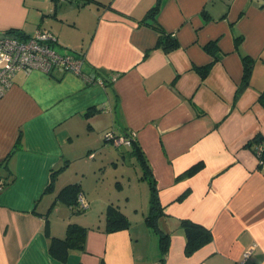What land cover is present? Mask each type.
Listing matches in <instances>:
<instances>
[{
	"label": "crops",
	"instance_id": "1",
	"mask_svg": "<svg viewBox=\"0 0 264 264\" xmlns=\"http://www.w3.org/2000/svg\"><path fill=\"white\" fill-rule=\"evenodd\" d=\"M96 1L0 0V33L44 29L58 52L84 56L83 75L20 70L0 97V264H158L160 230L163 264H264V150L250 144L264 137V0H162L155 18L179 43L168 52L139 22L156 0ZM211 40L202 79L194 67L213 59ZM242 54L254 64L234 99ZM109 131L135 132V143L115 144ZM110 206L127 226L106 229ZM182 219L211 232L190 254ZM70 223L86 228L84 249L59 261L50 239Z\"/></svg>",
	"mask_w": 264,
	"mask_h": 264
},
{
	"label": "trees",
	"instance_id": "2",
	"mask_svg": "<svg viewBox=\"0 0 264 264\" xmlns=\"http://www.w3.org/2000/svg\"><path fill=\"white\" fill-rule=\"evenodd\" d=\"M56 2L57 0H52ZM65 1V0H62ZM90 1L97 2L96 0H83V3L86 4ZM162 0H156L155 4L149 8L143 17L139 22L142 24H146L149 27L153 28L158 33V38L156 42V46L161 47L164 51L168 52L171 51L179 46L178 40L176 36L171 32H166L161 25L157 22L155 16L159 10L160 4ZM8 34L11 35H17L24 37V34L19 32L15 29H10L8 31H5ZM242 41V36L235 37L234 44L236 48L240 45V42ZM204 50L208 53H210L213 56V59L208 62L207 64L203 66H196L194 67L200 77L203 79L208 74L212 64L215 61L214 54L218 50L217 41L211 40L207 42L203 46ZM241 62H242V77L239 85L236 88L234 99H237L239 95L242 93V91L248 86L250 74L252 71V67L254 64V60L251 56L247 54L241 55ZM258 101L264 107V90H262L259 93ZM128 134V133H127ZM264 137H262L260 134L255 135L251 140L250 144H257L254 148V151L257 153V148L259 146L264 147ZM135 140L132 141L131 145H133ZM16 146V145H15ZM260 157V155H259ZM203 166L202 162H197L187 169H185L183 172H181L177 178L185 177L192 175L199 171ZM0 179L3 180V184L6 185V177H1ZM150 183L152 184V194H151V207L150 212L146 216V220L148 224L154 225V219L157 217L158 213V201L156 197V188L154 187L153 181L150 180ZM67 193L68 190L71 192H77L76 197L71 201L72 209H74L77 212L83 211L84 208L81 206L78 207L79 203L77 201V195L79 194V191H76V188L74 185L66 187L64 189ZM78 204V205H77ZM106 229L108 231H114L121 227L127 226L128 221L123 213H121L119 210H117L114 207H109L106 214ZM180 227L183 229L185 236H186V245H185V253L190 254L192 251L200 247L201 245L207 243L211 239V232L209 229L205 228L201 224H198L196 222H193L188 219H182L180 221ZM85 236H86V228L84 226H81L76 223H70L67 226V231L64 237H51L50 243H49V252L50 254L58 259L59 261H65L69 250L72 248L77 249H84L85 245ZM169 234L163 231H159V247L161 251V255L158 260V264H163V260L167 251V241H168ZM103 264V263H102Z\"/></svg>",
	"mask_w": 264,
	"mask_h": 264
},
{
	"label": "built area",
	"instance_id": "3",
	"mask_svg": "<svg viewBox=\"0 0 264 264\" xmlns=\"http://www.w3.org/2000/svg\"><path fill=\"white\" fill-rule=\"evenodd\" d=\"M57 37L47 30L39 29L34 35L21 37L6 32L0 33V97L6 92L11 84L15 72L24 70H39L44 73H51L57 69L60 72H71L83 75L82 66L84 56L70 52L60 53L54 48ZM135 132H129L123 136H115L109 131L106 138H112L115 144L131 145L135 140ZM264 147L259 146L257 153L260 154ZM4 186L0 179V188ZM78 203L82 208L85 202L81 195H78ZM250 250L244 252V260L248 257ZM244 264V261L238 262Z\"/></svg>",
	"mask_w": 264,
	"mask_h": 264
},
{
	"label": "rangeland",
	"instance_id": "4",
	"mask_svg": "<svg viewBox=\"0 0 264 264\" xmlns=\"http://www.w3.org/2000/svg\"><path fill=\"white\" fill-rule=\"evenodd\" d=\"M73 1H75V0H73ZM57 5H61V3L58 2ZM118 151H119V152L121 151V152H123L124 154H127V155H125V156H126V159H125L124 162H125L127 165H129L128 162H129L130 159H129V154L126 152V149H124V147H122V148H118ZM131 167H132V166H131ZM109 175H110V174H108V173L105 174L106 177H108ZM152 230H153V229H152ZM153 231H154V230H153ZM151 233H153V232L151 231ZM150 254H152L151 251H150Z\"/></svg>",
	"mask_w": 264,
	"mask_h": 264
}]
</instances>
